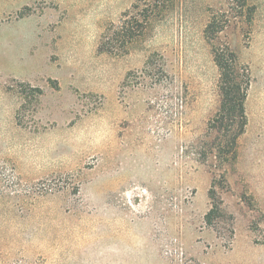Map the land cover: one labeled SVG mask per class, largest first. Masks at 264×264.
Wrapping results in <instances>:
<instances>
[{"label": "rangeland", "instance_id": "obj_1", "mask_svg": "<svg viewBox=\"0 0 264 264\" xmlns=\"http://www.w3.org/2000/svg\"><path fill=\"white\" fill-rule=\"evenodd\" d=\"M0 264H264V0H0Z\"/></svg>", "mask_w": 264, "mask_h": 264}, {"label": "trees", "instance_id": "obj_2", "mask_svg": "<svg viewBox=\"0 0 264 264\" xmlns=\"http://www.w3.org/2000/svg\"><path fill=\"white\" fill-rule=\"evenodd\" d=\"M169 1V0H168ZM152 14L148 15L150 18ZM136 22H129L125 25L122 31V38L125 41L124 45L130 44L137 36L135 29ZM206 33L208 36H213V25L207 27ZM107 43H102L99 51L111 53L114 51V46L108 40ZM215 63L221 73V93L222 105L210 122V130L220 134L223 137L221 144L217 146L220 155L229 156L235 153L237 139L244 132L246 126L245 115V100L250 84L249 72L239 65L234 54L230 50H226L223 54L215 53ZM212 213L207 215L210 220Z\"/></svg>", "mask_w": 264, "mask_h": 264}]
</instances>
